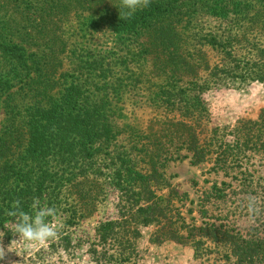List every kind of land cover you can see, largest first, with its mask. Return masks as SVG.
<instances>
[{"label": "trees", "instance_id": "trees-1", "mask_svg": "<svg viewBox=\"0 0 264 264\" xmlns=\"http://www.w3.org/2000/svg\"><path fill=\"white\" fill-rule=\"evenodd\" d=\"M179 1H109L101 7L95 2L0 0V107L5 112L0 214L20 193L24 198L19 204L32 205L29 213L41 210L44 228L52 222L48 218L61 215L59 222L64 229L68 226L62 239L71 238L74 247L92 240L121 245L127 232L139 238L145 227L161 225L166 209L175 210L171 201L162 204L160 193L171 185L165 174L171 161L212 164L214 171H236L234 178L248 182L247 188L254 185L243 164L252 157L248 151L264 155V110L257 119H240L234 125L213 122L204 98L210 85L200 82L199 68L179 44ZM242 1L232 5L220 0L214 12L243 13L236 6ZM250 2L252 19L257 14L263 18L258 29L264 36V0ZM251 23L257 28V20ZM100 28L116 38L114 51L86 54L80 39ZM243 38L250 47L246 62ZM207 41L223 54L212 75L245 62L264 80V42L259 45L231 32ZM156 75L173 80L159 84L153 80ZM149 107L179 114L149 119L139 112ZM256 184L264 189V178ZM247 188L243 191L251 192ZM108 197L114 199L118 215L90 232V216ZM181 219L171 213L162 227L165 239H185ZM206 224L191 227L189 235L221 232V238L230 236L231 254L260 253L252 241ZM118 254L123 256V250ZM115 257V251L95 249L92 258L104 264Z\"/></svg>", "mask_w": 264, "mask_h": 264}, {"label": "rangeland", "instance_id": "rangeland-1", "mask_svg": "<svg viewBox=\"0 0 264 264\" xmlns=\"http://www.w3.org/2000/svg\"><path fill=\"white\" fill-rule=\"evenodd\" d=\"M53 1L89 4L95 2L103 7L104 3L109 1L128 4L134 0ZM236 1L238 0H231V4L237 3ZM136 3L146 2L136 0ZM218 3L220 0L176 2L175 8L181 20L179 44L182 45V51L190 56L186 59L199 68L200 82L210 85L204 97L208 102L210 118L215 123L234 125L240 119H257L264 110V80H261L259 72L251 71L245 64L249 59L250 50L247 41H243L245 38L241 39L245 49L242 59L245 62L234 64V67L239 66L232 71L212 75V68L221 66L223 54L207 39L212 35L220 36L231 32L236 37H249L252 42L263 44L264 36L261 29H258L263 25V18L257 14L256 18L252 19L254 13L247 10L251 4L250 0L238 2L236 5L243 7V13L231 12L228 16L220 11L214 12ZM98 14L97 19L103 21V17ZM251 20L258 21L257 28ZM70 33H73V30ZM80 42V48H84L86 54L103 56L114 51L116 38L104 28H100L89 30ZM262 67L264 68V65ZM153 80L159 84H167L173 79L156 75ZM145 82L148 88L152 85L148 80ZM139 112L149 119L157 115L172 117L177 113H159L153 107L145 109V113L143 109ZM4 120L5 112L0 107V132ZM248 155L252 157L250 161L244 159L243 165L249 174L254 176V185L251 188L246 187L250 184L241 177L234 178L236 171L230 174L221 170L214 171L211 169L212 164H194L189 159L169 162L165 174L171 185L161 189L160 193L163 196L162 204L169 206L171 201L175 210L170 212L166 209L161 225L145 227L139 238L127 232L121 245L114 241L103 244L98 242V245L97 241L92 240L85 245L74 247L71 238L62 239L68 233L64 232L68 226L64 229L63 223L59 222L63 220L61 215L48 218L52 219V222L46 223L44 228L41 210L33 208V212L29 213L32 205L19 204L24 197L18 193L10 206H3V212L0 214V264H98L92 258L95 249L115 251L116 257L104 264H264V189L256 187L257 180L264 178V155H255L252 151H248ZM215 185L217 189L214 188ZM244 187L251 192L243 191ZM219 189L221 192L217 191ZM223 192L224 197L221 196ZM104 202L106 203L101 209L96 210L89 218L86 228L90 232H94V227L100 221L118 215L113 198L108 197ZM171 213L174 216L180 214L181 222H185L181 229L185 238L182 241L165 239L166 228L164 230L162 227L166 225ZM206 223H215L222 231L229 230L231 236L252 241L254 246H260V253H245L241 256L231 254L230 236L221 238V232H201L197 237L189 235L191 227H206ZM42 228L43 237L40 230ZM46 234L50 241L46 240ZM156 236H159L158 239H154ZM121 250L124 252L123 256L118 254ZM125 257L126 259L122 260Z\"/></svg>", "mask_w": 264, "mask_h": 264}]
</instances>
